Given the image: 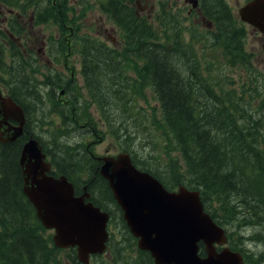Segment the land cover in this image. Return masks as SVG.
Returning a JSON list of instances; mask_svg holds the SVG:
<instances>
[{"label": "trees", "instance_id": "1", "mask_svg": "<svg viewBox=\"0 0 264 264\" xmlns=\"http://www.w3.org/2000/svg\"><path fill=\"white\" fill-rule=\"evenodd\" d=\"M198 1L201 9L209 5L204 14L215 26L214 32L184 14L179 0H159L156 27L138 13L134 0L100 3L123 33L120 47L88 35L67 37L61 32L68 43L55 46L62 55L68 47H77H71V53L79 55L85 81L81 86L77 81L68 84L64 93L72 94L67 98L68 111L54 107L58 104L55 95L56 102L44 103L39 113L49 118L51 126L45 140L36 138L51 162L52 174L66 175L76 194L86 185L89 200L109 213L114 231L107 250L112 255L125 257L124 253L135 249L137 239L129 232L108 182L99 174L100 161L92 141L83 139L87 137L83 130L91 132L94 120L91 106L99 112V125L115 126L110 132L116 133L121 150L131 155L138 169L152 174L168 190L181 185L198 189L204 210L226 230L230 249L240 252L246 264H261L264 129L257 118L259 109L246 100V81H257V94L264 98L260 82L264 73L250 61L247 51L253 49L243 46L245 27L232 16L226 0ZM22 5L33 7L34 27L48 19L41 2L27 0ZM14 28L17 35L26 30L17 24ZM228 65L240 66L243 76L235 77ZM19 73L14 71L15 76ZM139 88H147L155 99L151 114L149 107L139 104ZM17 91L14 99H25ZM28 134L35 132L26 123L23 137L0 142V264H49L61 251L22 192L19 157ZM140 254L143 260L150 257L146 251ZM66 258L71 264H82L74 249Z\"/></svg>", "mask_w": 264, "mask_h": 264}, {"label": "water", "instance_id": "2", "mask_svg": "<svg viewBox=\"0 0 264 264\" xmlns=\"http://www.w3.org/2000/svg\"><path fill=\"white\" fill-rule=\"evenodd\" d=\"M187 1L197 6V0ZM238 15L264 35V0L247 1ZM15 51L25 59L17 46ZM24 114L21 105L0 91V128L9 118L18 123L10 126L5 142L22 134ZM24 142L20 152L22 192L43 227L54 230V244L76 247L77 258L88 264L90 254L106 249L109 213L89 200L86 185L76 194L66 175L52 174L36 137ZM95 157L129 232L137 238L138 249L148 251L154 264H246L240 252L226 245V231L204 210L198 189L182 185L166 189L152 174L138 169L126 151Z\"/></svg>", "mask_w": 264, "mask_h": 264}, {"label": "flooded vegetation", "instance_id": "3", "mask_svg": "<svg viewBox=\"0 0 264 264\" xmlns=\"http://www.w3.org/2000/svg\"><path fill=\"white\" fill-rule=\"evenodd\" d=\"M45 1H47L48 3H52L55 7L63 9L66 0ZM179 1L183 5L187 16H190L192 18L200 17L204 20L205 23H207V25H209V27L213 26L212 23L206 22L204 17L202 16V14L205 12L206 8L209 5H206L204 9H201L199 7L198 0L196 7H192V4L189 3L187 0ZM247 1L249 0H245L242 5H244ZM151 6H154V3H152ZM241 6H239L238 9ZM28 12V9H25L24 6L20 3H15L14 7V0H0V91L4 96H10L17 104L24 106L26 111L24 129L26 123H29V125H31L30 127L33 129V132L37 133L35 131L36 128H41L45 131L42 125L44 119L40 118L41 114L39 113V111L43 109V102H45L46 100V92L49 89V86H57L60 88H62L63 86L68 87V84L71 81H76L78 79V71L75 70L74 62H76L78 58H74L70 49L67 53L62 55L56 46L52 47L51 45H49V43L45 42L42 39L39 40L40 46L35 47L34 43H32V40L29 36V32L33 29L32 21L34 16V10H32L30 14ZM236 18L240 23L244 25L246 33L248 28L259 32L254 26L241 21L239 15L236 16ZM15 24L19 25L21 31L27 29V36L24 34L17 35L14 28ZM73 33L76 35V37L79 36L78 29L75 28ZM261 36V39L264 41V35L261 34ZM14 45L19 47L20 52L23 54L25 60L16 51V53H14ZM69 69L72 70L71 75L67 74V70ZM17 70H19L20 73L19 75L15 76L14 71ZM14 77H16L17 79H15ZM58 77L61 78V80ZM22 84L24 85L22 86ZM81 85L82 84H79V86ZM17 89L25 95V99H23V97H21L23 100L14 99V92L18 93ZM80 91V94H82V88ZM63 94L64 89L61 90L59 94L56 93V99L58 96L57 101L59 104V108L61 107L62 109L66 107V103L68 102V96H72V94L69 93L64 95ZM7 121L9 123L7 125H3L0 128L3 138H6L8 134L11 133V131H8V129L11 128L10 126L17 124L13 118H9ZM83 131L89 136L91 132L93 135L96 134V131L94 129H91V132L88 129H84ZM30 135L42 139L39 134ZM21 137H23V135ZM28 137H30L29 134ZM134 251L136 252L135 255L133 254ZM140 251L143 250L138 249L137 251V248L135 247V249L133 251L130 250L129 253L125 255V257H121V254L117 255L115 253L114 255H110L108 254V251L105 254H92L90 255L88 264H154L151 256L148 257L147 260H143L140 257ZM260 252V256L263 257L261 264H264V248L260 249ZM63 264L66 263L63 262ZM82 264L87 263L83 262Z\"/></svg>", "mask_w": 264, "mask_h": 264}, {"label": "rangeland", "instance_id": "4", "mask_svg": "<svg viewBox=\"0 0 264 264\" xmlns=\"http://www.w3.org/2000/svg\"><path fill=\"white\" fill-rule=\"evenodd\" d=\"M29 1L41 2V8L47 7V9L43 10V12L47 15L48 19L43 23H39V26L37 27H34L33 24L32 27L33 29L29 32V36L31 37L32 43H34L35 47L40 46L39 43L40 39L44 40L47 43L48 41L52 42L51 43L52 47L55 45H60L62 43H68L66 42L67 40H63L60 33L62 32L67 37L76 36L73 33L75 28L76 29L78 28L79 36L88 35L96 39L97 41L99 39L115 47H120L123 42L122 31L114 24L112 19L100 7L101 5L100 3H102L104 0H66L63 9L59 7H55L52 3H48L45 0H29ZM158 2L159 0H134L133 5L136 7V10L140 15L146 16L150 22L153 21L156 27L158 24V18L155 17V11H156V7L158 6ZM226 2L230 7L233 16L236 17L238 16L237 15L238 7L241 6L245 2V0H226ZM118 3L121 4V2ZM152 3L155 4V7L151 6ZM28 9L31 10L33 9V7L30 6L28 7ZM208 11H210V8L208 9ZM184 14H186L185 11ZM115 15L116 16L119 15L118 9L115 10ZM202 16L207 22L208 17L204 13L202 14ZM35 17H37L36 14ZM190 18L194 19L195 21H199L203 27H206V29L214 31V26L209 27V25H207V23H205L204 20L201 19L200 17H194V18L190 17ZM59 24L61 25L62 30H60ZM261 37L262 36L259 32H256V30H251V28H248L247 36L243 40V46L246 48L253 49L247 51L249 53V59L251 62H254V64L258 67L260 72L264 73V45H263L264 41L261 39ZM61 40H63L64 42H62ZM71 47L77 48L74 45H72ZM71 47H68V50L70 49L71 51L72 49ZM72 55L74 56V58L75 57L78 58L76 62H74L75 69L76 71H78V79L76 81L78 84H83L84 79L80 73L79 55L77 53H72ZM228 59H225L224 61L225 64L228 63ZM227 68L233 72L235 77H238L240 75L243 76L244 74L243 69L238 65L235 66L228 65ZM67 74L71 75L70 69L67 70ZM256 82L257 81H252L251 83H249V81H246L247 83L246 89L248 94L246 100H251L253 108L259 109V114L257 118L259 119L260 126H262L264 129V98L257 94ZM260 82L264 86V79H261ZM235 86L237 87V90L240 91V85L235 83ZM69 88L70 87L67 86H63L62 88L57 86L49 87L50 93L48 92V94L49 97L51 95L50 101L56 102L52 97L53 95H56L59 89L69 90ZM137 91H138L139 104L143 108L149 107L151 114L153 107L156 105L154 97L147 90V88H139L137 89ZM44 103H46V100L45 102H43L42 108L44 107ZM63 111L65 112L68 111V108L66 107L63 108ZM89 111L94 118L92 124H90L89 126V129L90 130L94 129L96 131V134L93 137L87 135L86 139L85 137L84 139L86 142L92 141L94 152L98 156H104V155H116L121 151H124L121 150L120 141L118 140L116 133L110 132L111 129H114L115 126H112L111 128H107L106 125H104L103 123L99 125V119H98L99 112L97 111L96 106H91L89 108ZM40 118L43 119L42 116ZM48 119L49 118L45 117L42 123L45 131L42 130L41 128L35 129V131L39 134V136L43 140H45V135L48 133V129L51 126V124L48 122L50 120ZM154 125L156 127L155 129H159L156 123H154ZM70 126L72 125L70 124ZM33 135H37V134L35 133ZM112 230L113 227L112 228L110 227V231ZM54 246L57 247L56 245ZM128 253L129 252L124 253V255H127ZM66 254H67L66 249H61V251L58 254L52 257V260L49 262V264H53V262L55 261H58V263L60 264H63V262L68 263L69 261L65 256ZM133 254L135 255L136 252L134 251ZM110 255L112 254L110 253Z\"/></svg>", "mask_w": 264, "mask_h": 264}, {"label": "bare ground", "instance_id": "5", "mask_svg": "<svg viewBox=\"0 0 264 264\" xmlns=\"http://www.w3.org/2000/svg\"><path fill=\"white\" fill-rule=\"evenodd\" d=\"M78 29V28H77ZM53 38V37H52ZM62 42H64L63 40H61ZM49 42V41H48ZM73 42V41H72ZM50 43H52V42H50ZM61 45V44H60ZM60 47V46H59ZM50 48V47H49ZM64 49V48H63ZM63 51V50H62ZM55 52V51H54ZM14 53H16L15 51H14ZM56 55V54H55ZM66 57H67V55H66ZM73 58V57H72ZM57 59V58H56ZM55 61V60H54ZM48 64V63H47ZM56 64V63H55ZM71 67V66H70ZM49 68V67H48ZM79 69V68H78ZM76 70V69H75ZM61 71V70H60ZM72 71V70H71ZM39 72V71H38ZM50 72V71H49ZM15 75V74H14ZM49 75V74H48ZM66 75V74H65ZM55 76V75H54ZM61 76V75H60ZM64 77V76H63ZM51 78V77H50ZM57 78V77H56ZM59 78V77H58ZM16 79V78H15ZM52 79V78H51ZM60 80H61V78H59ZM88 79V78H87ZM54 80V79H53ZM63 80V79H62ZM18 81V80H17ZM85 81V80H84ZM60 82V81H59ZM66 82V81H65ZM61 83V82H60ZM59 83V84H60ZM50 87V86H49ZM75 92V91H74ZM10 97V96H9ZM11 98V97H10ZM12 99V98H11ZM13 100V99H12ZM14 101V100H13ZM15 102V101H14ZM73 104V103H72ZM115 107V106H114ZM35 110H36V108H35ZM105 111V110H104ZM152 112H153V110H152ZM75 114V113H74ZM81 114H83V113H81ZM86 116V115H85ZM76 118V117H75ZM108 118V117H107ZM80 120V119H79ZM82 121V120H81ZM154 121V120H153ZM17 123V122H16ZM70 123V122H69ZM18 124V123H17ZM16 124V125H17ZM24 124H25V114H24V122H23V126H22V134L20 135V136H18L17 138H20L23 134H24V131L23 130H25L24 129ZM31 126V125H30ZM145 128V127H144ZM117 129V128H116ZM33 130V129H32ZM87 132V131H86ZM29 133V132H28ZM29 136H31L30 134H29ZM36 137V136H35ZM120 137V136H119ZM16 138V139H17ZM4 138H1L0 137V142H5L4 140H3ZM38 140V139H37ZM125 140H127V139H125ZM130 140V139H129ZM25 143V142H24ZM23 143V144H24ZM22 148V147H21ZM53 149V148H52ZM21 152V151H20ZM86 153V152H85ZM155 158V157H154ZM20 159H21V154H20V157H19V167H20V170H22V166H21V162H20ZM67 160V159H66ZM62 161V160H61ZM87 166V165H86ZM75 169V168H74ZM22 173V172H21ZM100 197V196H99ZM102 202V201H101ZM105 203V202H104ZM226 226V225H225ZM47 230H50V229H47ZM54 230H50V232H53ZM59 249H61V247H58Z\"/></svg>", "mask_w": 264, "mask_h": 264}]
</instances>
